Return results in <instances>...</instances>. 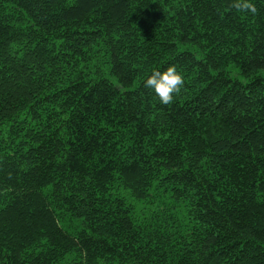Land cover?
Here are the masks:
<instances>
[{"label":"trees","instance_id":"1","mask_svg":"<svg viewBox=\"0 0 264 264\" xmlns=\"http://www.w3.org/2000/svg\"><path fill=\"white\" fill-rule=\"evenodd\" d=\"M248 2L0 0V264H264Z\"/></svg>","mask_w":264,"mask_h":264},{"label":"clouds","instance_id":"2","mask_svg":"<svg viewBox=\"0 0 264 264\" xmlns=\"http://www.w3.org/2000/svg\"><path fill=\"white\" fill-rule=\"evenodd\" d=\"M233 7L237 9L257 11L256 7L248 0H234ZM184 76L175 66H169L164 71L153 70L151 75L144 81L145 86L152 90L159 98L161 104H169L178 94L184 85Z\"/></svg>","mask_w":264,"mask_h":264}]
</instances>
